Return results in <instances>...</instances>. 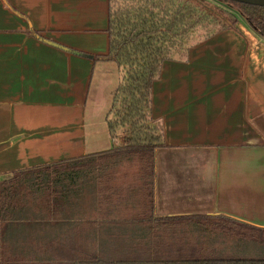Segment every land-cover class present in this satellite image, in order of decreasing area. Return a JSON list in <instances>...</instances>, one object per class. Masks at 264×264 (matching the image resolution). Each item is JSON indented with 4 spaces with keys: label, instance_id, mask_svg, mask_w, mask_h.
I'll return each instance as SVG.
<instances>
[{
    "label": "crops",
    "instance_id": "0c3cea01",
    "mask_svg": "<svg viewBox=\"0 0 264 264\" xmlns=\"http://www.w3.org/2000/svg\"><path fill=\"white\" fill-rule=\"evenodd\" d=\"M109 23L110 0H0V180L125 149L126 134L109 127L123 75L116 63L98 59L109 53ZM151 119L160 136L153 176L139 174L136 164L114 169L100 184L101 198L132 187L128 215L147 211L152 196L154 218L223 216L264 229L258 37L226 30L191 45L186 58L165 61L152 88ZM99 208L91 192L73 215L93 222ZM112 229L94 228L90 245L101 233L110 245Z\"/></svg>",
    "mask_w": 264,
    "mask_h": 264
},
{
    "label": "trees",
    "instance_id": "16d2710c",
    "mask_svg": "<svg viewBox=\"0 0 264 264\" xmlns=\"http://www.w3.org/2000/svg\"><path fill=\"white\" fill-rule=\"evenodd\" d=\"M189 1L194 7L186 6L188 0H125L115 10L110 0L109 53L98 59L114 62L124 72L111 109L117 111L116 121L109 127L125 129L126 147L0 180V264H264V229L223 216L154 218L152 196L146 198L147 211L128 215L125 204L132 206L135 200L132 187L131 193L115 194L116 199L101 198L100 190L106 189L100 184L114 169L136 164L139 174L153 176L160 140L151 119L153 84L173 49L182 47L212 11L209 0ZM218 1L235 9L264 39L263 7ZM216 8L233 24L238 21L232 12ZM91 192L100 207L93 222L78 212L73 215ZM141 204L134 209L140 211ZM125 224L138 229L125 230ZM105 225L115 228L108 231L110 245L103 243L101 233L98 244L91 246L92 230ZM253 247L260 253L252 252Z\"/></svg>",
    "mask_w": 264,
    "mask_h": 264
},
{
    "label": "rangeland",
    "instance_id": "374dc122",
    "mask_svg": "<svg viewBox=\"0 0 264 264\" xmlns=\"http://www.w3.org/2000/svg\"><path fill=\"white\" fill-rule=\"evenodd\" d=\"M124 1L125 0H113L115 10L120 8V6H122L124 4ZM174 1L184 3L185 0H174ZM209 1L211 3H213L211 5H209V4L207 5L208 8L210 6L212 8V11L209 9V11H211V13L209 12L211 15H209V17L207 15V17L204 20L199 22V24L195 27V29L191 30V33L189 34V36L185 37L184 44L182 47L179 46L178 48L173 49L172 54H171L172 59H184V58H186L187 57V48H189L191 45H197L200 42H202V41L204 42V41L208 40L209 38H212L213 36H216L217 34L223 32V31H226V30L237 32V33L240 31L249 32L252 35H255L256 37H258L259 40H261V42L264 43V39L260 38V36H258L254 32V30L248 26L245 19L235 9H232L230 6H228L224 2L222 3L221 1H218V0H209ZM186 6L191 8L193 6V4L191 1L188 0V2L186 3ZM216 6L217 7L219 6V8H222L224 10L230 11L233 14H235V16L238 18L237 19L238 21L233 24V22H232L233 19H231V17H229L226 13H223L221 10L217 9ZM199 14L201 16H204V13L201 11ZM120 72L124 76V72L122 70ZM114 97L115 96L113 95V99H114ZM118 107L120 108V103H118L117 108ZM110 113H111V115L109 116V118L111 119V122L116 121L115 115H116L117 111L111 110ZM119 132L126 134L125 129H122V128L120 129ZM236 228L239 229V227H237V226H236ZM244 232H247L251 236L257 234V233H253L252 231L251 232L250 231H244ZM248 243H250V242H247V244ZM257 249H258L257 247H253L252 252L256 253L258 251ZM259 253L260 252H257V254H259Z\"/></svg>",
    "mask_w": 264,
    "mask_h": 264
},
{
    "label": "water",
    "instance_id": "95a60500",
    "mask_svg": "<svg viewBox=\"0 0 264 264\" xmlns=\"http://www.w3.org/2000/svg\"><path fill=\"white\" fill-rule=\"evenodd\" d=\"M238 3L260 6L264 8V0H231Z\"/></svg>",
    "mask_w": 264,
    "mask_h": 264
}]
</instances>
